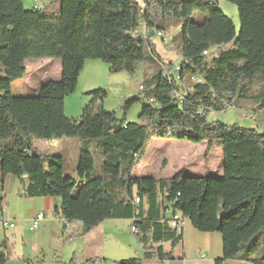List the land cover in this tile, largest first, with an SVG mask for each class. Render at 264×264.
Returning <instances> with one entry per match:
<instances>
[{
  "label": "trees",
  "instance_id": "obj_1",
  "mask_svg": "<svg viewBox=\"0 0 264 264\" xmlns=\"http://www.w3.org/2000/svg\"><path fill=\"white\" fill-rule=\"evenodd\" d=\"M223 1L236 7L237 34L217 0H58L57 11L52 1L28 10L22 0H0V216L5 177H24L21 196L59 199L53 213L79 223L81 235L106 220L130 221L142 257L114 264L171 260L183 238V228L169 224L174 215L221 236L222 257L213 264H264V0ZM193 12L207 14V21H190ZM171 23L181 25L173 39L178 80L176 65H164L150 44L157 34L165 39ZM46 59L60 62V78L34 96L14 97L11 85L24 77L25 62ZM86 61L102 62L110 73L132 76L141 64L151 71L142 96L123 104L121 119L104 109L100 89L87 92L92 99L78 118L65 115V98ZM249 100L261 111L263 130L208 120L210 112ZM134 105L138 121L129 122L125 113ZM62 138L82 142L77 181L63 175L60 156L32 153L33 140ZM154 139L206 142L205 155L221 148L222 176L134 177ZM91 141L102 157L101 176H93ZM7 250L0 244V264L9 260ZM53 264L77 263L55 258Z\"/></svg>",
  "mask_w": 264,
  "mask_h": 264
},
{
  "label": "rangeland",
  "instance_id": "obj_2",
  "mask_svg": "<svg viewBox=\"0 0 264 264\" xmlns=\"http://www.w3.org/2000/svg\"><path fill=\"white\" fill-rule=\"evenodd\" d=\"M41 1V0H40ZM45 3L54 2L51 6L55 11L58 10V0H42ZM39 0H34L37 4ZM24 8L29 9V3L24 0ZM217 9L223 12L234 24L236 34L239 31V18L236 7L226 1L217 0ZM190 21L203 23L207 21V14L193 12ZM180 24L169 25L165 39L152 37L150 44L155 54L158 55L164 65H177L180 62V56L173 47V39L179 33ZM45 61L57 60H38L26 61V68L30 79H36L38 82L35 86L38 88L47 80L58 78L60 68L56 62L47 65ZM88 63H91L89 65ZM88 65V66H87ZM86 85L79 86L75 91L68 95L66 114H73L71 118H78L84 106L92 99L87 95L90 90H102L106 93L103 100V107L108 112H112L118 119L123 117V104L133 98H140L142 92L138 90L143 86L145 80L151 71L146 65H139L134 75L130 76L126 72L110 73L106 64L99 61L87 62L86 68ZM57 76V77H56ZM24 80H18L12 85V95L14 97H30L28 87L23 85ZM259 86L253 87L254 93ZM87 90V89H86ZM255 110V111H254ZM140 113V105L132 106L125 114L129 122H137ZM209 121H218L226 125L236 124L246 129L263 130L261 111L256 110L255 104L249 100L240 102L237 106L229 108L222 113L210 112ZM60 144H52V141L33 140L32 153L42 154L41 148L45 147L50 153L57 154L63 161V175L77 181L76 167L80 150L83 148L82 142L77 138H62ZM207 143L193 144L187 141H177L173 139L151 140L148 144L145 156L140 160L133 173L134 177H152L154 179L171 178L177 172L183 170L185 176L191 177H220L222 176V150L212 146L208 154L205 155ZM61 147L59 153H51ZM86 150L91 153L94 159L93 176H101L99 165L102 157L97 150L93 141L87 145ZM188 221L185 220L187 227ZM11 230H9L10 232ZM77 230L72 234L64 237L63 241H53L52 248L55 250L58 260L67 263L73 259L77 264L83 261L93 259V264H114L117 261L125 259H140L142 249L138 247L136 237L130 231V224L125 220H106L96 230L89 235L76 236ZM166 250V249H165ZM169 250V249H168ZM8 258L11 256L10 249L7 250ZM81 256V261L77 259ZM201 260V259H200ZM199 259L195 262H186L184 264H212L208 259ZM145 264H183L182 259L172 257L171 260L164 262L151 261Z\"/></svg>",
  "mask_w": 264,
  "mask_h": 264
},
{
  "label": "crops",
  "instance_id": "obj_3",
  "mask_svg": "<svg viewBox=\"0 0 264 264\" xmlns=\"http://www.w3.org/2000/svg\"><path fill=\"white\" fill-rule=\"evenodd\" d=\"M29 3V9H40L47 3L42 0L34 4V0H27ZM24 6V0H22ZM28 9V10H29ZM47 65L56 61H45ZM86 61L82 71L79 74L77 87L86 85ZM91 65V63H88ZM56 65L60 68V62H56ZM88 66V65H87ZM25 75L22 78L24 80L23 85L27 86L28 93L34 96L39 89L48 81H56L60 78L61 71H58V78H52L54 80H47L44 84L38 88L35 86L38 82V76L36 79H30L25 62ZM57 77V76H56ZM13 85V84H12ZM11 85V92H12ZM141 86H139L140 88ZM138 88L139 91H141ZM87 89V90H86ZM92 88H84L83 91H92ZM67 98L64 101V113L67 117L73 114H66ZM80 116V115H79ZM78 116V117H79ZM128 121V120H127ZM60 141L54 140L52 144H60ZM61 147H57L56 151L51 153H59ZM43 151L41 156H57V154L50 153L45 147L41 148ZM183 172V170H181ZM25 178H17L11 175H7L3 184V203L1 216H3L8 222L13 223L12 229H5L0 221V244L4 243L7 249H10L11 256L6 264H53L55 258L58 256L55 250L52 248L53 241H63L64 237L69 235L68 238H72V234L77 230L76 236L81 235V225L79 223L67 224L64 223L59 214L53 213V208L60 205V200L51 197H41L26 199L21 196L23 186L25 184ZM38 213H43L44 220L39 224L38 230L35 234L29 232L31 221ZM103 223V222H102ZM101 223V224H102ZM130 224V221H128ZM101 224L95 227L96 230ZM9 230H11L9 232ZM88 234L82 235L87 236ZM182 241L172 250V257H178L182 259L183 264L186 262H195L198 259H208L212 262L222 257V239L219 234L216 233H200L196 231L188 221L187 227L185 221L182 229ZM32 246L36 247V251H33ZM164 251L170 250L169 244H164ZM166 249V250H165ZM169 249V250H168ZM77 259L81 261V256H77ZM200 260V261H201ZM224 264H247L245 262L231 260L226 261Z\"/></svg>",
  "mask_w": 264,
  "mask_h": 264
},
{
  "label": "built area",
  "instance_id": "obj_4",
  "mask_svg": "<svg viewBox=\"0 0 264 264\" xmlns=\"http://www.w3.org/2000/svg\"><path fill=\"white\" fill-rule=\"evenodd\" d=\"M141 3L144 2V0H140ZM137 32H135L136 34ZM157 36L159 38L162 37L161 34H157ZM179 66L176 65L173 67V73L175 75V68H178ZM166 71V70H164ZM167 73V71H166ZM140 90H142V88L140 87L139 88ZM174 97H177V95H175ZM139 202L138 198H135L134 199V203L137 204ZM4 209H2V212H3ZM44 220V215L43 213H38L34 219L31 221V224H30V227H29V232L32 233V234H35L38 230V227H39V224ZM0 221H1V224L2 226L5 228V229H12L13 228V223H10L8 222L3 216H0ZM170 226L173 228V229H177V230H180L183 228V225H184V221L183 219L179 216V215H174L171 217V220L169 222ZM130 231L132 234H136V229L133 227V226H130ZM33 251H36V247L35 246H32L31 248Z\"/></svg>",
  "mask_w": 264,
  "mask_h": 264
},
{
  "label": "bare ground",
  "instance_id": "obj_5",
  "mask_svg": "<svg viewBox=\"0 0 264 264\" xmlns=\"http://www.w3.org/2000/svg\"><path fill=\"white\" fill-rule=\"evenodd\" d=\"M166 70V69H165ZM180 68H175V79L178 80V75H179Z\"/></svg>",
  "mask_w": 264,
  "mask_h": 264
}]
</instances>
